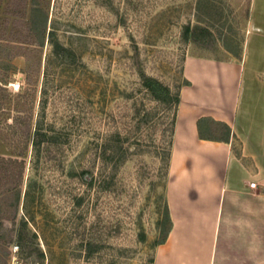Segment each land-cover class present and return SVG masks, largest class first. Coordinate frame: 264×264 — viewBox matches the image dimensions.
Wrapping results in <instances>:
<instances>
[{
    "label": "rangeland",
    "instance_id": "374dc122",
    "mask_svg": "<svg viewBox=\"0 0 264 264\" xmlns=\"http://www.w3.org/2000/svg\"><path fill=\"white\" fill-rule=\"evenodd\" d=\"M248 34L247 0H0V264H151L175 103L142 75Z\"/></svg>",
    "mask_w": 264,
    "mask_h": 264
},
{
    "label": "crops",
    "instance_id": "0c3cea01",
    "mask_svg": "<svg viewBox=\"0 0 264 264\" xmlns=\"http://www.w3.org/2000/svg\"><path fill=\"white\" fill-rule=\"evenodd\" d=\"M247 1L239 57L183 60L151 264H264V0Z\"/></svg>",
    "mask_w": 264,
    "mask_h": 264
},
{
    "label": "trees",
    "instance_id": "16d2710c",
    "mask_svg": "<svg viewBox=\"0 0 264 264\" xmlns=\"http://www.w3.org/2000/svg\"><path fill=\"white\" fill-rule=\"evenodd\" d=\"M142 83L150 91V93L153 95L154 98H157V99L165 98L166 99L172 96V100L174 101L175 107H176V104L178 102V89L175 94L171 95V92L166 85L162 84L160 81H158L157 79L153 77H147V76L145 77L143 75H142ZM173 121H174V118H173ZM4 169L5 168L0 166V182L6 174ZM20 174L21 172L18 173V176H20ZM164 238L165 236L163 237V239Z\"/></svg>",
    "mask_w": 264,
    "mask_h": 264
},
{
    "label": "built area",
    "instance_id": "2783aa9c",
    "mask_svg": "<svg viewBox=\"0 0 264 264\" xmlns=\"http://www.w3.org/2000/svg\"><path fill=\"white\" fill-rule=\"evenodd\" d=\"M10 86H11L12 89H18V88H19V82H18V81H16V82H11V83H10ZM248 187H250V188H254V187H255V182H254V181H250V182L248 183Z\"/></svg>",
    "mask_w": 264,
    "mask_h": 264
}]
</instances>
